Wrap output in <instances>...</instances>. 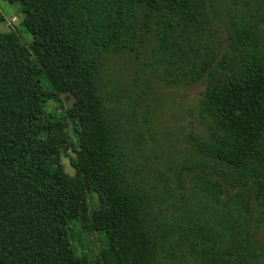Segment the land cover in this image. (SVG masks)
<instances>
[{
	"label": "trees",
	"instance_id": "obj_1",
	"mask_svg": "<svg viewBox=\"0 0 264 264\" xmlns=\"http://www.w3.org/2000/svg\"><path fill=\"white\" fill-rule=\"evenodd\" d=\"M8 1L34 40L0 31V264H264L258 2ZM152 79L204 86L205 133L167 168L149 156ZM73 220L106 233L100 256L77 252Z\"/></svg>",
	"mask_w": 264,
	"mask_h": 264
},
{
	"label": "rangeland",
	"instance_id": "obj_2",
	"mask_svg": "<svg viewBox=\"0 0 264 264\" xmlns=\"http://www.w3.org/2000/svg\"><path fill=\"white\" fill-rule=\"evenodd\" d=\"M242 1V0H238ZM261 11H264V0H256ZM22 4L20 2H9L8 0H0V15L5 17L4 21H0V31H8L16 29L22 41L30 45L34 37L28 28L23 24V16L21 14ZM226 11L222 14L225 16ZM221 25V23H219ZM135 57L130 53H124L114 59L112 67L117 71L118 77L124 79L126 86L131 79V75L137 70ZM131 71V72H130ZM142 78V74H140ZM153 88L150 90L148 100H154L152 106V127L154 128L157 141L151 143L154 150H149V156L156 161L158 157L161 163L167 164L170 160H181V158L190 152L188 140L190 136L204 135L205 133V117L200 109V100L203 94L204 86L202 84L193 85H167L158 79H152ZM139 86L143 87L140 81ZM129 88L134 87L132 84ZM63 105L67 107L69 100L63 97ZM56 106V103H53ZM53 107V106H52ZM59 114V113H58ZM147 143L150 135L145 129ZM64 155L63 163L66 170L74 174L75 169L71 164V156ZM90 203L92 206H98V195L89 193ZM78 220L71 222L72 241L78 253L88 252L91 258L100 256L101 250L108 245V238L105 232H88L81 228ZM258 240L264 245V226L258 233Z\"/></svg>",
	"mask_w": 264,
	"mask_h": 264
}]
</instances>
